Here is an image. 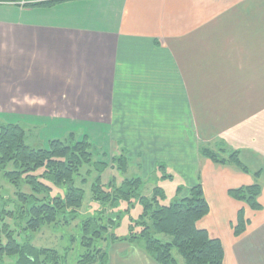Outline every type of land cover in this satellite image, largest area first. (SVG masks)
<instances>
[{
    "label": "crops",
    "instance_id": "obj_1",
    "mask_svg": "<svg viewBox=\"0 0 264 264\" xmlns=\"http://www.w3.org/2000/svg\"><path fill=\"white\" fill-rule=\"evenodd\" d=\"M0 13L2 48L20 51L33 116L43 112L65 136L93 129L146 171L160 163L179 172L186 189L200 183L210 209L198 226L222 241L224 264H264V0L0 3ZM223 146L249 171L200 152ZM254 183L257 210L230 194ZM241 210L248 225L237 237ZM128 259L156 264L126 242L108 264Z\"/></svg>",
    "mask_w": 264,
    "mask_h": 264
},
{
    "label": "trees",
    "instance_id": "obj_2",
    "mask_svg": "<svg viewBox=\"0 0 264 264\" xmlns=\"http://www.w3.org/2000/svg\"><path fill=\"white\" fill-rule=\"evenodd\" d=\"M65 0H0V3H11L21 6H51ZM63 138L51 139L47 148H34L27 142L26 130L17 123L3 124L0 127V166L5 167L13 163L19 170L8 171V179L17 183L19 175L26 173V180L33 185V190L45 192L52 188L45 180L55 186H66L64 196L39 197L35 193H16L15 209H7L10 198L0 204V264L5 256L14 259L13 264H62L59 251L49 247H38L30 239L18 242L15 230L7 222V218L24 220L20 229L29 232H38L51 225L69 222L79 214L85 197L82 187L76 185V177L84 167H94L101 172L108 162L99 159V149L87 135L82 139L75 138L76 133L70 132ZM203 156L217 164H232L243 171L249 168L244 164L238 150H231L226 146L213 149H200ZM119 168L127 167V156L112 157L110 164L115 160ZM87 168L86 174L91 173ZM156 168L163 169V164ZM264 172V167L256 172ZM172 177L171 175H163ZM86 183L87 178L80 179ZM144 181L140 177L125 179L121 186L110 183L105 187L99 176L92 182V199L102 205L96 216L83 220L84 232L82 244L86 252L78 259V264H108L109 252L107 248L95 244L97 240L108 243L126 242L143 249L156 264H179L173 250L182 256L184 264H224L225 251L219 238H213L206 229L200 228L198 222L208 214L209 203L204 195L200 183L184 189L178 188L177 198L171 203H164L166 197L164 189L156 185L150 196L140 193ZM261 186L259 183L232 189L233 198L248 205L251 209H260L258 201ZM137 200L143 206L140 218L130 225V233L126 237H119L114 233L119 215L110 216L109 208L118 207L121 201L129 205ZM248 225L244 211L238 213L234 233L238 237L243 234ZM135 226L138 230H135ZM105 233H109L106 237ZM159 234L170 237L164 241Z\"/></svg>",
    "mask_w": 264,
    "mask_h": 264
},
{
    "label": "rangeland",
    "instance_id": "obj_3",
    "mask_svg": "<svg viewBox=\"0 0 264 264\" xmlns=\"http://www.w3.org/2000/svg\"><path fill=\"white\" fill-rule=\"evenodd\" d=\"M19 7L23 6L19 5ZM0 20L6 22L8 18L0 13ZM5 33L6 28L3 25V29H0V127L3 124L9 123L20 124L27 132V142L30 146L34 148H47L51 139H57L59 137L64 139L65 135H63V131L60 127L52 124V120L49 116H43V112L40 111L36 114L38 116H33V109L27 103H23L21 78L17 76V73L21 72L20 51L13 48L8 52L6 48H2L4 46L1 41H4L7 37ZM14 58L16 59L15 61ZM14 75L15 78H13ZM11 92H13V94H11ZM81 128L85 130L86 126H81ZM71 129H76V127ZM77 129L78 132L75 131L77 135L75 138L82 139L83 136L79 135L82 130L80 128ZM91 132L93 134L90 132L88 134L90 140L102 151L99 155V159L108 162V166L101 172H98L93 166L91 168L86 166L80 172V176L76 177V185L82 187L85 191L83 206L77 217L69 222L59 223L56 226H47L38 232H29L20 229V225H23L22 222H24V220L7 218V222L11 226V229L15 230V238L18 242H23L29 238L30 241L38 247L57 249L62 256V264H78V259L86 252V248L82 244L84 236L82 230L83 220L90 216H96L99 213L98 211L103 209L101 204L96 203L92 199L91 187L96 177L99 176L101 184L105 187L109 186L110 183L121 186L125 179L140 177L144 181L139 190L140 193L150 196L153 188L159 185L165 191L166 197L164 203L167 204L177 198L179 187L185 189L187 185L184 176L174 171L172 168L166 167L165 171L159 168L146 171L139 164V160L132 156L130 157V155L122 149V146H114L112 143L104 140V138H96V132L93 129ZM67 139L70 140L68 135ZM122 154L127 156L128 161L125 170L119 168L120 165L117 159L115 160L114 166L110 164L112 157H119ZM249 167L255 170L259 166L254 163V165L250 164ZM87 168L91 169V173H85ZM13 170H19L13 163H8L5 167L0 166V204L3 203L4 199L10 198L11 201L7 204V209L11 210L16 208V200L18 198L16 193L18 192L26 194L35 193L39 197H53L64 196L67 191L66 186H55L45 180L52 188L48 193L43 191L41 193L37 192L33 190V185L26 180V173L19 175L17 183L11 182L8 179L7 172ZM163 175H171L172 177L163 178ZM82 177L87 178L86 183H82L80 180ZM260 179L264 181V172ZM108 211L111 213L110 216L119 215L117 225L114 227V233L119 237H126L130 233V225L139 220L140 214L143 211V206L139 201L133 199L130 205L125 201H121L118 207L114 209L109 208ZM17 222H19L20 225H18ZM135 230H138V227L135 226ZM108 235L109 233L104 234L106 237ZM158 237L164 241L170 240V237L164 234H159ZM118 242L110 244L107 241L97 240L95 244L99 243V245L104 246V248L106 247L110 254L113 246L115 244H120V241ZM140 250L145 252L143 249ZM173 253L178 259L179 264H184L182 256L176 249L173 250ZM129 254L130 252L128 250L124 252V255ZM13 261L14 259L9 256L3 258V264H13ZM138 261L143 264L142 260H137L135 262L130 259L125 260L124 264H138ZM94 264H100V262Z\"/></svg>",
    "mask_w": 264,
    "mask_h": 264
}]
</instances>
